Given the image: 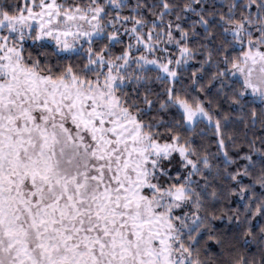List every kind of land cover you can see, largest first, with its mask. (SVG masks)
Masks as SVG:
<instances>
[{
  "label": "snow or ice",
  "instance_id": "obj_1",
  "mask_svg": "<svg viewBox=\"0 0 264 264\" xmlns=\"http://www.w3.org/2000/svg\"><path fill=\"white\" fill-rule=\"evenodd\" d=\"M0 264H264V0H0Z\"/></svg>",
  "mask_w": 264,
  "mask_h": 264
}]
</instances>
